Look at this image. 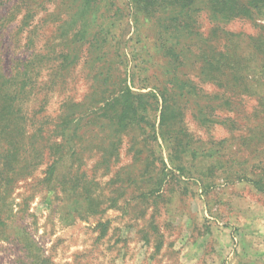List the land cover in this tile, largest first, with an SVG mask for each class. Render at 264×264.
I'll list each match as a JSON object with an SVG mask.
<instances>
[{"label":"rangeland","instance_id":"374dc122","mask_svg":"<svg viewBox=\"0 0 264 264\" xmlns=\"http://www.w3.org/2000/svg\"><path fill=\"white\" fill-rule=\"evenodd\" d=\"M16 1L0 0V11L8 17ZM114 1L123 11L112 22L109 19L106 27L107 67H123L135 92L167 88L170 58L156 42L152 22L142 16L131 17L127 0ZM57 5L49 1L44 11H37L30 27L32 50L26 47L24 37H15L21 14L15 13L7 28L0 29L2 64L8 75L33 51H47L49 59L61 62L60 55L52 52L58 45L68 49L72 37H66L74 27L80 28L83 10L76 5L78 13L66 25V30L72 29L62 36L57 31L60 15L43 23L47 14L61 12L62 6ZM86 18L96 20L92 15ZM261 24L264 22L248 19L232 22L226 29L256 37L262 32L257 26ZM214 31L202 8L194 34L183 44L191 41L193 51L203 55L207 39L219 35ZM96 40L68 78L59 79L58 63L47 66L29 96L36 111L47 98V112L54 117L66 100L80 102L92 94L96 83L90 72L99 71L92 60L102 56ZM242 48L243 53H252L246 44ZM262 60L264 57L253 54L247 63L252 97L243 96V87L226 94L219 83L204 85L195 77L197 69L192 71L200 96L192 95L189 104L180 102L184 117L179 121L184 119L191 135L186 144L205 157H184L189 174L174 170L169 147L161 137L155 143L150 140L149 146L141 131L123 138L117 153L115 137L107 144L102 141L112 136L109 131L89 133L94 139L81 142L76 155L74 149L65 150L53 183L46 182L52 162L46 159L33 176L16 187L9 200L10 211L3 215L6 226L0 225V264H264ZM207 104L217 110L209 111ZM200 107L207 109L208 122L199 113ZM151 120L158 126L155 114ZM89 145L107 151L95 153ZM163 166L165 173L161 172Z\"/></svg>","mask_w":264,"mask_h":264},{"label":"trees","instance_id":"16d2710c","mask_svg":"<svg viewBox=\"0 0 264 264\" xmlns=\"http://www.w3.org/2000/svg\"><path fill=\"white\" fill-rule=\"evenodd\" d=\"M49 1L58 3V7L62 6L61 12L58 10L56 15L47 14L43 17V23H48L51 16L60 15L57 19L61 24L57 31L62 36L72 29L66 30V25L77 15L76 5L80 4L83 10L80 28L74 27L75 31L66 37H72L68 38L71 41L68 49L63 50L64 45H58L52 52L60 55V63L57 59H49L51 53L47 51L41 54L33 51L27 60H20L13 74L8 75L2 64L0 45L1 226H6L7 218L3 215L6 210L10 211L12 203L9 200L16 187L33 176L37 168L45 164L46 159L52 160L47 167L49 177L46 178V182L53 183L55 170L59 169V164L63 163L66 157L65 150L74 149L76 155L81 142L94 139L89 133L109 131L112 136L102 141L107 144L115 137L116 140L112 141L115 153L118 152V146L122 144L123 138L137 131H141L144 136L142 140L149 142V146H152L150 140L155 143L161 137L169 147V161L174 170L182 175L189 174L184 157L201 156L202 159L205 157L198 150L196 152L191 150L189 142L186 144L185 141H188L191 135L185 127L184 119L179 121V118L184 117L180 102L186 101L189 104L192 95L200 96L198 85L191 78L192 71L197 69L199 75L195 77L204 85L219 83L226 94L243 87V96L252 97V86L248 84L249 74L246 72L247 63L253 58V54H256V58L264 57V24L257 25L262 32L256 37L226 29L227 25L236 21L256 19L264 22V0H127L131 5L129 12L131 17L142 16L152 22L156 42L168 54L171 68L167 88L135 92L129 85L124 68L119 66L110 69L105 61L108 54L106 27L110 23L109 19L112 22L117 14L123 11L116 6L114 0H17L12 14L8 15L9 18L0 11V29L7 28L15 19V13L21 14L15 37L17 39L24 37L26 47L32 50L34 46L33 30L30 28L32 20L38 10L46 9ZM202 8L207 12L216 30L214 32L219 34L214 39L212 37L207 39L208 49L203 55L201 52L200 54L194 52L191 41L190 44L188 42L186 45L183 44L186 37L194 34L197 16ZM88 15L94 16L96 20L91 22L86 18ZM92 24L96 25L95 35L94 29L91 28ZM95 39L102 56L92 60V64L95 63L99 69L90 72V75H94L93 83H96L92 86V94L80 102L74 99L66 100L61 113L54 117L47 112V98L36 111L33 107L34 101L29 96L31 97V93L36 90L38 78L42 77L47 66L58 63L59 79L68 78L75 65L83 59L84 53L89 51V48H94ZM243 44L251 49V54L241 51ZM231 46L234 50L230 49ZM122 59L124 60V56ZM195 64L197 68L193 69ZM99 76L103 77V80L99 79ZM109 89L112 91L108 95ZM217 106H221V103ZM206 107L210 108L209 111L217 110L214 105L207 104ZM205 110L207 109L200 107L199 113L208 122L209 117ZM152 114L159 119L158 126L151 120ZM87 136L89 138H86ZM89 146L94 148L95 153L107 151L103 146ZM90 147L86 150L90 151ZM105 157L104 154L103 159ZM164 166L162 173H165ZM148 167L151 168L150 164Z\"/></svg>","mask_w":264,"mask_h":264}]
</instances>
